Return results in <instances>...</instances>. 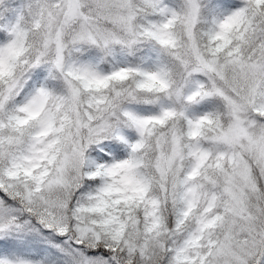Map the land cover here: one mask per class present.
Masks as SVG:
<instances>
[{"label":"snow or ice","instance_id":"6c2138e0","mask_svg":"<svg viewBox=\"0 0 264 264\" xmlns=\"http://www.w3.org/2000/svg\"><path fill=\"white\" fill-rule=\"evenodd\" d=\"M0 264H264V0H0Z\"/></svg>","mask_w":264,"mask_h":264}]
</instances>
